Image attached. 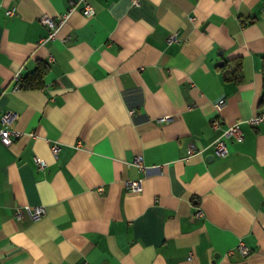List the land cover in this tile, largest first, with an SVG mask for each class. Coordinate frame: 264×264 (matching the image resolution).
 Masks as SVG:
<instances>
[{
    "label": "crops",
    "instance_id": "obj_1",
    "mask_svg": "<svg viewBox=\"0 0 264 264\" xmlns=\"http://www.w3.org/2000/svg\"><path fill=\"white\" fill-rule=\"evenodd\" d=\"M263 60L264 0H0V128L20 133L0 143V264H264Z\"/></svg>",
    "mask_w": 264,
    "mask_h": 264
},
{
    "label": "built area",
    "instance_id": "obj_2",
    "mask_svg": "<svg viewBox=\"0 0 264 264\" xmlns=\"http://www.w3.org/2000/svg\"><path fill=\"white\" fill-rule=\"evenodd\" d=\"M138 2L136 1V4ZM74 10V7H71V9L69 11H67L66 13L62 14L61 16H59L56 19L50 17L49 15H44L41 17V22L47 26L50 30V34L48 35V37L46 39H43L42 42L45 41H50L53 40L59 29L65 24V22L68 20L70 14L72 13V11ZM7 14L9 15H15V12L13 10H8ZM83 14L90 18L93 17L95 15V9L94 7L88 3L85 2V7L83 10ZM175 37H170L169 41H173L175 40ZM177 40V39H176ZM19 81V79H18ZM17 89L18 86H17ZM225 104L224 101H221L218 105L217 108L220 110L222 109L223 105ZM134 113V111H131V114ZM12 118V114L11 113H5L2 118H1V122L2 123H7L11 120ZM161 123L162 122H167L168 118L167 117H163L159 120ZM262 121H264V112L252 117L248 120L249 123H251L252 125H258L259 123H261ZM214 127L217 128L219 127L218 122H214ZM20 133L17 131H13V130H7V129H3L0 128V143L4 144V145H10L13 141L14 137H19ZM244 139V132L240 127V121H236V123L230 125L226 130H224L223 134L218 137L214 143L213 146L216 150V153L221 156V157H226L227 155H229V149L227 146V141L229 142H234V143H240L242 140ZM195 148L192 146L190 151L194 152ZM51 151L52 154L55 158L58 157L59 155V151H60V145L59 143L55 142L52 143L51 145ZM35 162L37 164V167L39 170H45L48 167V163L42 159L41 157L37 156L35 157ZM134 164L139 167L140 169H143L144 165H143V158L138 156L135 157L134 160ZM126 188L128 191H133V192H138L141 191L143 186H142V180L138 179V180H132V181H127L126 182ZM28 213L30 218L33 220H38L41 217H43L46 213V209L44 206H37V207H31V206H24V207H17L16 212H15V217L17 219H21L24 215V213ZM198 215H202V213L199 211ZM238 250L244 255V256H248L251 253V249L245 245L244 243H240V245L238 246ZM232 254V253H230ZM83 264H89V263H83Z\"/></svg>",
    "mask_w": 264,
    "mask_h": 264
},
{
    "label": "trees",
    "instance_id": "obj_3",
    "mask_svg": "<svg viewBox=\"0 0 264 264\" xmlns=\"http://www.w3.org/2000/svg\"><path fill=\"white\" fill-rule=\"evenodd\" d=\"M47 65L44 63H39L36 69L24 77H21L17 83L19 89H33L40 88L43 86V77L46 72ZM242 63L237 61L235 63V68L225 74L226 80H234L236 83L242 81L241 75ZM262 74H263V93L259 105L264 106V60L262 64Z\"/></svg>",
    "mask_w": 264,
    "mask_h": 264
}]
</instances>
